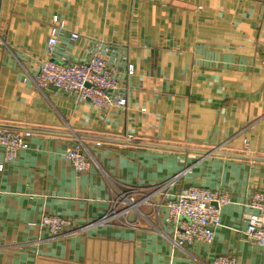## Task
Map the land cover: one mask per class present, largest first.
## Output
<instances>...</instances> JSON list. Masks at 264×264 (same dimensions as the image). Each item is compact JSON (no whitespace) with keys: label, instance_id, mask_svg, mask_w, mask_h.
I'll list each match as a JSON object with an SVG mask.
<instances>
[{"label":"crops","instance_id":"crops-1","mask_svg":"<svg viewBox=\"0 0 264 264\" xmlns=\"http://www.w3.org/2000/svg\"><path fill=\"white\" fill-rule=\"evenodd\" d=\"M54 16L64 29L49 56ZM100 46L125 108L34 85L44 62L85 61ZM0 125L39 130L0 172V264H264V248L239 233L248 197L264 191V0H0ZM76 139L94 162L84 172L65 156ZM180 172L162 192L229 194L210 245L172 247L166 210L152 206L160 194L127 224L81 229L119 191L142 195ZM43 215L71 227L50 238Z\"/></svg>","mask_w":264,"mask_h":264},{"label":"built area","instance_id":"built-area-1","mask_svg":"<svg viewBox=\"0 0 264 264\" xmlns=\"http://www.w3.org/2000/svg\"><path fill=\"white\" fill-rule=\"evenodd\" d=\"M63 29V22L54 16L51 19L50 38L46 44V53L49 56L58 43V33ZM70 38L75 40L78 35L70 33ZM108 51V47L100 46L87 60L70 64L48 60L37 67L33 83L39 90L53 87L63 93L73 94L75 99L89 101L99 110L107 111L112 107L125 108L127 97L117 93V78L101 56V52ZM126 72L132 75V67L128 66ZM30 136V132L20 133L0 129V148L3 151L0 172L20 150L28 148L27 139ZM127 137L131 138V136ZM96 145L99 146L100 143ZM65 156L77 172L88 170L94 163L89 157L87 147L80 139H76L67 147ZM180 176L181 172L142 195L134 191H119L118 196L109 201L106 214L81 229L112 222L127 224L130 214L136 212L141 204L151 200V197L160 194L162 196L160 205L152 204V206L156 208L162 206L166 210L165 223L172 229V247L181 248L196 242L210 245L213 240V230L220 226L222 208L231 204L229 194L223 189L211 191L192 186L180 187L171 196L167 195L168 191L162 192L176 185ZM244 205L254 213L247 217V226L239 230V233L243 234L248 242L264 248V191L251 193ZM38 226L45 230L50 238H55L71 227V222L59 216L43 215ZM212 264H236V261L233 257H217Z\"/></svg>","mask_w":264,"mask_h":264},{"label":"water","instance_id":"water-1","mask_svg":"<svg viewBox=\"0 0 264 264\" xmlns=\"http://www.w3.org/2000/svg\"><path fill=\"white\" fill-rule=\"evenodd\" d=\"M0 129H3V130H10V131H26V132H38L39 130H36V129H32V128H23V127H14V126H8V125H0ZM83 136H79V138L82 139ZM140 145H144V144H140ZM146 145V144H145ZM148 146H151V145H148ZM181 151H184L183 149H180ZM188 152H192V153H195V154H208L209 152L207 151H202V150H192V149H188L187 150ZM214 155H221L222 154H214ZM227 157H233V158H242V159H246V160H253L254 158L252 157H249V156H240V155H234V154H231V155H226ZM255 160H261V161H264L263 159H258L256 158Z\"/></svg>","mask_w":264,"mask_h":264}]
</instances>
